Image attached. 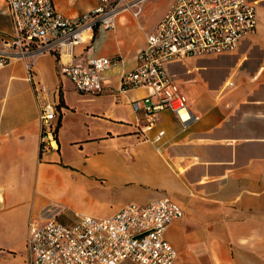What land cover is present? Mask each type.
<instances>
[{"label":"crops","instance_id":"obj_1","mask_svg":"<svg viewBox=\"0 0 264 264\" xmlns=\"http://www.w3.org/2000/svg\"><path fill=\"white\" fill-rule=\"evenodd\" d=\"M247 1L257 16L255 31L233 52L212 56L223 62L222 81L183 80L180 88L196 116L186 125L161 110L154 127L141 134L143 122L130 101L147 90L118 91L121 74L135 68L146 34L171 0L151 23L141 19L144 5L137 17L118 14L112 29L94 26L71 56L36 57L33 78L57 111L46 151L39 149L37 100L21 60L0 66V264H25L29 221L102 219L163 198L182 212L163 235L176 253L174 264H264V0ZM52 2L71 17L98 0ZM12 33L0 0V45ZM97 56L122 59L100 73L98 94L78 92L58 74L65 63ZM157 130L163 134L153 142Z\"/></svg>","mask_w":264,"mask_h":264},{"label":"built area","instance_id":"obj_2","mask_svg":"<svg viewBox=\"0 0 264 264\" xmlns=\"http://www.w3.org/2000/svg\"><path fill=\"white\" fill-rule=\"evenodd\" d=\"M146 1L98 0L88 11L67 17L56 11L52 0H5L13 33L1 42L0 66L15 59L22 62L37 100L41 152L52 148L57 111L53 101L43 98L45 86L33 78L36 57L71 56L94 26L112 29L122 12L137 17ZM256 24L254 5L247 0H171L146 34L135 68L123 72L119 80V92L133 87L148 92L130 101L143 122L141 134L154 127L161 110L171 112L182 125L196 119L168 65L190 57L231 53L255 31ZM121 64L120 56H97L83 63H65L58 74L65 76L76 91L98 94L103 90L100 73ZM162 134L157 130L152 141H158ZM181 216L180 207L163 198L141 206L126 205L102 219L76 216L71 224L54 218L40 224L29 221L25 264H174L176 253L163 235Z\"/></svg>","mask_w":264,"mask_h":264},{"label":"rangeland","instance_id":"obj_3","mask_svg":"<svg viewBox=\"0 0 264 264\" xmlns=\"http://www.w3.org/2000/svg\"><path fill=\"white\" fill-rule=\"evenodd\" d=\"M165 3L166 0H147L144 4V17L141 19L146 23H151L157 18ZM222 63L221 59L212 56L186 58L177 63H171L168 65V70L173 74L175 81L181 88L186 86V82L183 80L187 78H197L196 81H198V78H202V80L207 81L210 85H216L222 81L225 75L220 68ZM199 66H203L204 68L199 69ZM194 67H197L194 69L196 71H186Z\"/></svg>","mask_w":264,"mask_h":264}]
</instances>
